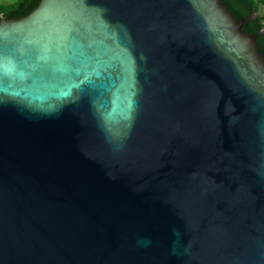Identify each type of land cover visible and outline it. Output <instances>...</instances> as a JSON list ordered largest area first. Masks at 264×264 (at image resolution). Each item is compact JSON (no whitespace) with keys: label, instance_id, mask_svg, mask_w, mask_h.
I'll use <instances>...</instances> for the list:
<instances>
[{"label":"water","instance_id":"95a60500","mask_svg":"<svg viewBox=\"0 0 264 264\" xmlns=\"http://www.w3.org/2000/svg\"><path fill=\"white\" fill-rule=\"evenodd\" d=\"M222 0H41L0 21V264H264V54Z\"/></svg>","mask_w":264,"mask_h":264},{"label":"trees","instance_id":"16d2710c","mask_svg":"<svg viewBox=\"0 0 264 264\" xmlns=\"http://www.w3.org/2000/svg\"><path fill=\"white\" fill-rule=\"evenodd\" d=\"M229 11L239 20L248 18L243 30L250 35H258L257 43L264 54V14H260V6L264 0H222ZM41 0H17L7 4L0 3V21L2 19H20L29 15L40 4Z\"/></svg>","mask_w":264,"mask_h":264},{"label":"rangeland","instance_id":"374dc122","mask_svg":"<svg viewBox=\"0 0 264 264\" xmlns=\"http://www.w3.org/2000/svg\"><path fill=\"white\" fill-rule=\"evenodd\" d=\"M17 0H0V3H7V4H10V3H13V2H16ZM260 14H264V5L261 4L260 6Z\"/></svg>","mask_w":264,"mask_h":264}]
</instances>
